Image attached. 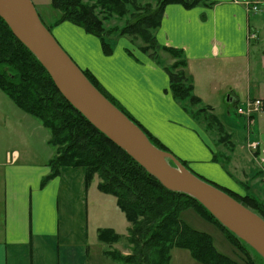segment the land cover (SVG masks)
Returning <instances> with one entry per match:
<instances>
[{
	"label": "crops",
	"instance_id": "0c3cea01",
	"mask_svg": "<svg viewBox=\"0 0 264 264\" xmlns=\"http://www.w3.org/2000/svg\"><path fill=\"white\" fill-rule=\"evenodd\" d=\"M206 1L211 4L191 8L180 4L166 6L155 31L156 44L182 53L194 94L208 115L219 120L216 111L220 103L214 99L222 96L227 107L238 105L239 98L243 102L259 99L263 113L264 77L257 76L254 69L259 66V71L264 72V58L250 61L252 44L258 42L251 13L242 0ZM37 5L47 7L42 0ZM69 26L76 25L65 21L52 27L66 54L95 78L118 108L158 145L184 162L189 171L230 192L239 186L228 166L242 176L246 161H253L257 173L264 177L263 119L246 123L248 143H258L256 151L248 150L252 159L244 153L237 155L234 150L228 152L218 144L206 122L199 121L172 97L167 72L138 47L136 52L124 47L106 55L100 40L78 26L79 39H68ZM250 32L255 34L253 41L248 39ZM1 105L0 95V124L6 116H2ZM221 125L232 138L231 131ZM14 141L15 130L7 139L2 138L0 130V264H118L96 244L99 229H112L118 234L114 226L99 224L111 212H121L115 198L100 193L98 181L86 187L82 168H62L56 177L42 184L50 173L48 162L54 154L21 156L12 148ZM220 148L224 153H219Z\"/></svg>",
	"mask_w": 264,
	"mask_h": 264
},
{
	"label": "trees",
	"instance_id": "16d2710c",
	"mask_svg": "<svg viewBox=\"0 0 264 264\" xmlns=\"http://www.w3.org/2000/svg\"><path fill=\"white\" fill-rule=\"evenodd\" d=\"M148 1L155 0H50L49 6L59 13L54 24L66 21L82 28L86 33L98 38L103 53L110 55L113 50L110 40L125 37L132 41L141 40L142 45L138 48L142 52L153 50L151 47L158 49L154 35L166 6L180 4L191 8L211 4L206 0H157V9L152 10ZM98 6L103 11L97 14ZM114 17L123 20L124 25L106 26ZM39 19L45 26L40 16ZM162 50L177 56L175 63L165 70L169 77L172 97L182 102L193 116L205 114V108L200 107L201 101L194 94L192 79L184 71L186 63L182 53L165 48ZM83 74L117 107L99 88L89 72L83 71ZM0 89L16 106L38 119L50 132L48 143L54 148V155L48 162L50 173L42 180V184L56 177L62 168H82L86 187L96 177L99 180L97 190L115 198L117 207L130 225L125 237L130 253L122 255L117 251H104L103 254L113 262L169 264L171 250L179 248L187 250L191 258L200 264H239L218 253L208 234L190 228L181 220V213L191 209L201 219L214 225L234 249L242 251L246 264H264L250 247L223 228L196 200L165 189L156 178L95 129L62 97L45 69L13 36L1 18ZM206 116L205 121L210 129L213 126L217 129L218 144L233 152L231 137L219 120L213 115ZM144 134L156 148L166 151L145 132ZM180 163L188 169L184 162ZM221 191L264 220L263 202L252 196H239L227 190ZM97 239L98 242L111 246L119 243L122 237L112 229H99Z\"/></svg>",
	"mask_w": 264,
	"mask_h": 264
},
{
	"label": "water",
	"instance_id": "95a60500",
	"mask_svg": "<svg viewBox=\"0 0 264 264\" xmlns=\"http://www.w3.org/2000/svg\"><path fill=\"white\" fill-rule=\"evenodd\" d=\"M0 18L45 69L62 97L95 129L165 189L196 200L264 261V220L223 191L200 180L171 153L156 148L136 124L87 80L40 21L30 0H0Z\"/></svg>",
	"mask_w": 264,
	"mask_h": 264
},
{
	"label": "rangeland",
	"instance_id": "374dc122",
	"mask_svg": "<svg viewBox=\"0 0 264 264\" xmlns=\"http://www.w3.org/2000/svg\"><path fill=\"white\" fill-rule=\"evenodd\" d=\"M30 1L32 5L34 6L37 14H39L41 19L43 20L46 28H48L49 32L53 34L54 39H56V41L60 45L58 39L54 35V32H55L54 28H52L55 25L54 21L55 19L58 18L59 13L55 10H52V8L49 6L50 0H42L47 4V7L37 5L38 0H30ZM84 1L86 2L87 0H84ZM148 2L152 5L151 7L152 10L157 9L158 7L157 0L148 1ZM145 3L146 2H142V4H145ZM253 3L258 4L257 6L258 11L251 12L252 25L256 28L257 33H258V42L252 44L251 53H250V61H253V59H256L257 57L264 58V14H263L264 13V0H249V5H251L250 7H252ZM100 11H103V10L101 7L98 6L96 13L98 14L100 13ZM108 25L122 27L124 25V21L118 20V18L114 17L113 20L110 21V24L108 23L106 24V26ZM80 33H81L80 30L76 26L74 27L69 26L66 30V37L70 39L72 42H75L76 40L79 39ZM250 36L248 38L249 41L255 40L256 37L254 36L250 37ZM110 42H111V46L113 47V50L122 49L125 47L131 52H136V48L142 45L141 40L137 39V41H132L128 37L112 39L110 40ZM151 48L153 50L149 49L147 53L142 52V51L140 52L143 55H145L147 58H149V60L154 61L156 64H158L160 68H163L164 70H166L167 68H170L175 63L176 61L175 58L177 56L174 57L170 53L165 52L164 50H162L163 48L161 47H158V49H154V47H151ZM176 71H174V73H176ZM254 71L258 73L257 76L261 77L263 74V77H264V72L259 71V66L257 69H254ZM0 95L2 98V105H1L2 116L6 115L4 123L0 124L2 138L7 139L10 134L12 138V134H14V130H15V141H14V145L12 148L19 151L21 156H23L24 154L25 155H28V154L44 155L48 153L50 155H53L54 148L46 142L49 140V137H50L49 130L46 129L38 119L27 114L26 112L21 110L18 106H16V104L12 102L1 89H0ZM212 100L213 99H207V101H212ZM216 100L220 103V109L216 111V114L219 116L220 122L226 128H228L229 131H231L232 133L231 142L235 144L234 146L235 154L239 155L241 153H244L246 157H250L252 159L250 153L248 152L249 148L247 147V145L249 144L248 142H250L247 140V136L250 133H247V136H246V131H248L247 130L248 127L246 126V123L248 121L236 114L237 109L239 108V105L243 102V99L239 98L238 105H231L228 107L224 103L223 96L219 98L215 97L214 101ZM223 107H227V110L223 109ZM193 109H198V107H193ZM206 115L207 113L205 114L201 113V115L198 116L199 117L198 120L201 122L203 121L206 122L205 121V118L207 117ZM261 119L264 120V111L260 115L259 114L255 115L253 118V121L256 122ZM212 129H213L212 130L213 135H215L217 132V129L214 128V126ZM16 138H17V141H16ZM228 152H226L225 154L228 155ZM219 153L220 154L224 153L223 148L219 149ZM246 166H247L246 171H245L246 173L242 174V176L237 171H235L231 166H228V169H227L228 172L232 175L231 177L235 180V182L238 183V186H239V188L231 189V192L239 196H246V197L252 196L256 198L257 200L263 202L264 204V177H262L260 173H257L258 167L256 164H254L253 161L251 163L249 161H246ZM250 168H253V169L251 170ZM190 172L194 174L196 177H198L200 180L218 188L219 190L225 191V189H223L224 187L217 184L215 181L207 177L200 176L196 174L195 172H192V171ZM94 181H99V180L95 177L92 183H94ZM106 197L109 198L108 196ZM109 199H114V198L112 197ZM180 218L190 228L198 232L208 234L211 237L213 246L218 253L228 258L233 259L235 262L239 264H246V260H245L246 257L244 256V254H242L243 252L240 250L234 249L232 245L228 243V241L225 239V236L214 225L201 219L193 210L189 209V210L182 212ZM99 224H104L103 226L105 227L114 226L115 227L114 230L119 234V236L122 237V239L120 240L119 243L113 244L111 246L100 243V242H96L97 246L103 249H106V251H115V252L117 251L118 253H121L122 255H127L130 253V248L128 247L126 240H125V237L128 234V228L130 225L126 221L122 212H118V211L115 213L111 212L110 214H108L107 219L101 221ZM170 257L171 258H170L169 264H200L191 258L190 253L187 250H183L179 248L172 249L170 252ZM99 264H108V263L101 262Z\"/></svg>",
	"mask_w": 264,
	"mask_h": 264
},
{
	"label": "built area",
	"instance_id": "2783aa9c",
	"mask_svg": "<svg viewBox=\"0 0 264 264\" xmlns=\"http://www.w3.org/2000/svg\"><path fill=\"white\" fill-rule=\"evenodd\" d=\"M244 4L247 7V9L250 11L255 12L257 10V7L255 5H252V7L250 8L251 5H249V1H244ZM262 109H263V103L261 100L259 99L249 100L248 99L237 109V113L243 116L246 120L250 121L252 117L261 113ZM248 148L253 151H256L258 148V143L256 142L250 143L248 145Z\"/></svg>",
	"mask_w": 264,
	"mask_h": 264
},
{
	"label": "bare ground",
	"instance_id": "6f19581e",
	"mask_svg": "<svg viewBox=\"0 0 264 264\" xmlns=\"http://www.w3.org/2000/svg\"><path fill=\"white\" fill-rule=\"evenodd\" d=\"M163 194V193H162ZM138 195V194H137ZM164 195V194H163ZM139 196V195H138ZM164 197V196H163ZM171 200V199H170ZM171 205H173V203L171 204ZM172 208V207H171ZM147 223V222H146ZM180 227V226H179ZM252 262V261H251ZM257 262V261H256Z\"/></svg>",
	"mask_w": 264,
	"mask_h": 264
}]
</instances>
